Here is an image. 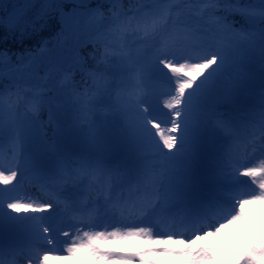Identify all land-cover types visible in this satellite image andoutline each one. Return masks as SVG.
<instances>
[{
	"label": "snow or ice",
	"instance_id": "obj_1",
	"mask_svg": "<svg viewBox=\"0 0 264 264\" xmlns=\"http://www.w3.org/2000/svg\"><path fill=\"white\" fill-rule=\"evenodd\" d=\"M239 225L264 227V0H0V264H264Z\"/></svg>",
	"mask_w": 264,
	"mask_h": 264
},
{
	"label": "rangeland",
	"instance_id": "obj_2",
	"mask_svg": "<svg viewBox=\"0 0 264 264\" xmlns=\"http://www.w3.org/2000/svg\"><path fill=\"white\" fill-rule=\"evenodd\" d=\"M88 22H84V28L87 29ZM112 39V40H111ZM110 41L113 44H119L122 42L121 36L119 33H115L111 36ZM179 71L180 69H176ZM196 69H193L195 71ZM4 162L7 164V158H4ZM86 183H91L94 186V190L96 189V192L99 193V190H102L104 188L105 181L102 177H94L89 178ZM93 190V193H95ZM108 195H111V193H107ZM111 230V229H110ZM230 232L238 241L243 242L245 239L251 240L259 238L262 232H264V227L261 225H252V226H245V225H239V226H233V228L227 230ZM147 239V237H139V238H128L121 242H118V246L121 249L128 250V251H146L151 252L153 249H148L147 247H161V245H145L144 241ZM169 249H163V251H168ZM111 251V250H110ZM120 256H126L131 257L135 255L134 252H120ZM68 254L67 252H53L50 254V259L48 261V264H78L76 259L67 258ZM97 264H108L107 261H97ZM134 264H141L139 259L134 261ZM145 264H161V262L155 260V259H149L145 262ZM164 264H167V262H164Z\"/></svg>",
	"mask_w": 264,
	"mask_h": 264
},
{
	"label": "trees",
	"instance_id": "obj_3",
	"mask_svg": "<svg viewBox=\"0 0 264 264\" xmlns=\"http://www.w3.org/2000/svg\"><path fill=\"white\" fill-rule=\"evenodd\" d=\"M123 3L128 4L129 3V0H123ZM7 43L9 45H13L14 47H19V44H14V42H13V40L11 38H9L7 40ZM90 47H91V45H89L87 48H85V51H88L90 49Z\"/></svg>",
	"mask_w": 264,
	"mask_h": 264
}]
</instances>
